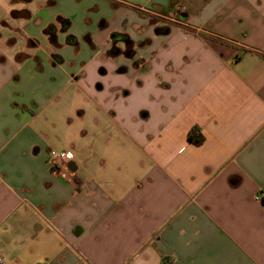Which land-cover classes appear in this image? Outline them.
<instances>
[{
    "label": "crops",
    "instance_id": "0c3cea01",
    "mask_svg": "<svg viewBox=\"0 0 264 264\" xmlns=\"http://www.w3.org/2000/svg\"><path fill=\"white\" fill-rule=\"evenodd\" d=\"M106 1L108 31L87 34L90 56L52 93L33 83L41 63L68 62L36 50L37 0H0V27L19 33L0 32V259L264 264V0ZM20 4L12 28L5 6ZM41 24L59 29L56 48L75 37ZM138 89L153 106L124 99ZM64 100L53 135L47 109ZM50 150L74 160L53 169Z\"/></svg>",
    "mask_w": 264,
    "mask_h": 264
},
{
    "label": "rangeland",
    "instance_id": "374dc122",
    "mask_svg": "<svg viewBox=\"0 0 264 264\" xmlns=\"http://www.w3.org/2000/svg\"><path fill=\"white\" fill-rule=\"evenodd\" d=\"M48 1L50 0H37L36 4L33 5V9L36 11L34 14L36 15L34 16V20L38 21L37 23L33 22V24L30 26V34L37 39L36 50L40 55L42 54V58L44 57L46 59H52L55 56L53 54L61 50L65 56V61H67L68 64L63 66L57 63V66L55 67L56 69H54L52 66H49L46 63H41V69L43 73L38 74L39 76L32 80L34 81V84L37 83L38 90H45L54 93L59 88L64 87V85L67 83L65 77L64 79H61L60 74L62 72L75 69L78 66V62L80 60H87L90 56L91 50L89 48L90 44L87 41V34H91L94 39L96 37L101 39V37H103L108 30L104 31L99 28L100 20L102 18L111 20L113 17H115V13L114 10L110 8V3L106 0H51L49 3ZM44 2H46V4ZM96 6L99 7L97 11L94 10ZM61 15L71 20L72 29L70 28L69 31L71 30V34L77 38L79 42L77 47L67 45V41L65 40L66 33L59 34V36H62L61 38L64 41H59L60 44L63 45L61 48H56L54 45H52L48 37L44 34L45 27L41 24V22H47V24L51 22V20L56 22L57 17ZM151 21L155 22L156 20ZM18 35L19 33L16 32L11 34V36L15 37ZM24 55L25 54H20L17 57L20 60L21 56ZM89 69H93V62L91 63ZM24 71H26V68ZM55 73L58 74L56 75ZM53 77H55V79L58 77L60 80L57 82L53 80L54 82H52L51 79ZM54 96L55 95H53V97ZM124 99H129L128 103H130L131 106H137L138 104L142 103H145L148 106H153L157 101L153 100L146 89H138L132 97H126ZM71 101L72 99L70 98L68 103ZM65 103H67V101L64 100L63 103L50 104L48 106L46 117L49 115L52 122L59 124L58 128H54L55 131L53 132V135L60 134V131H62L63 128H66L62 123H60V120H63L66 115L65 114L64 116H61V112L65 111L63 109L67 105ZM124 103L126 102L124 101ZM67 140L70 141L69 143L72 142L70 139Z\"/></svg>",
    "mask_w": 264,
    "mask_h": 264
},
{
    "label": "trees",
    "instance_id": "16d2710c",
    "mask_svg": "<svg viewBox=\"0 0 264 264\" xmlns=\"http://www.w3.org/2000/svg\"><path fill=\"white\" fill-rule=\"evenodd\" d=\"M57 23L61 25V31L62 32H67L71 27L70 21L61 17V16H59L57 18ZM58 31H59V29L57 28V26L55 24H51L45 29V35L48 36L51 44L54 46L59 45V43H58ZM67 41L69 44L77 45L76 38L73 36H69ZM189 140L191 143H193L195 145H202L204 143V136L202 135V133L200 132V130L198 128H194L189 133ZM263 200H264V198H263Z\"/></svg>",
    "mask_w": 264,
    "mask_h": 264
},
{
    "label": "clouds",
    "instance_id": "9594fccd",
    "mask_svg": "<svg viewBox=\"0 0 264 264\" xmlns=\"http://www.w3.org/2000/svg\"><path fill=\"white\" fill-rule=\"evenodd\" d=\"M6 14H5V21L8 22L9 25L12 26V28H23V22L22 21H17L16 19H13L10 16V12L12 9H23L25 7V5L20 4V5H15V6H11V5H6ZM0 32H6L9 33L8 36H5L4 39L7 40L8 38H10L11 36V31L9 28H5V27H0ZM19 52V45L13 47L12 49H10L9 53H8V57L10 59H14L15 55ZM70 141H68L67 139H65V143L63 145L57 144V148H61V147H67V144ZM64 158L66 160H71L74 156V154L72 152H67V153H63Z\"/></svg>",
    "mask_w": 264,
    "mask_h": 264
},
{
    "label": "built area",
    "instance_id": "2783aa9c",
    "mask_svg": "<svg viewBox=\"0 0 264 264\" xmlns=\"http://www.w3.org/2000/svg\"><path fill=\"white\" fill-rule=\"evenodd\" d=\"M63 153H67V151H58V150H50L49 151V160L53 169L58 168L65 164H70L74 160V156L71 160H66L64 158ZM0 264H5L2 259H0Z\"/></svg>",
    "mask_w": 264,
    "mask_h": 264
}]
</instances>
